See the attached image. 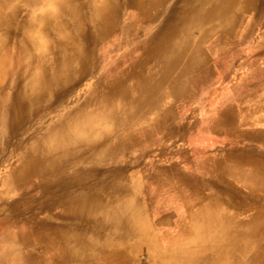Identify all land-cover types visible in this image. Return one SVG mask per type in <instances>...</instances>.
I'll return each mask as SVG.
<instances>
[{
    "label": "bare ground",
    "instance_id": "obj_1",
    "mask_svg": "<svg viewBox=\"0 0 264 264\" xmlns=\"http://www.w3.org/2000/svg\"><path fill=\"white\" fill-rule=\"evenodd\" d=\"M253 1L0 0V143L16 152L18 160L3 184L21 191L3 205L9 209L7 219L27 223L28 230L48 244L45 264H143L142 251L146 264H264V154L249 145L211 159L217 182L208 196L200 195L203 187L177 164L170 166L178 185L151 179L148 184L181 214L175 225L157 233L154 225L166 216L149 219L138 208V200L110 206L114 198L102 195L105 188L95 194L87 193L90 187L83 184L76 189L70 174L76 164L125 149L132 139L117 132L130 129L143 112H154L161 86L172 91L184 71L200 67L205 57L200 39L230 36L242 9ZM139 34L142 38L136 40ZM111 36L122 37L120 42H126L130 52L137 51L128 56L129 68L105 84L93 82L82 98L71 99L78 83L96 71L98 53L104 50L97 46ZM193 36L196 42L191 41ZM257 55H264V50ZM176 69L180 72L173 75ZM261 109L263 104L257 105ZM246 110H239L244 115L236 124L237 112L226 105L213 123L215 129L248 144L264 140V129L243 128L248 124ZM106 131L113 134L98 140ZM66 174L70 181L61 182ZM51 178L56 180L50 182ZM63 187L71 196L60 201L62 211L118 222L119 231L92 247L81 227L37 220L36 211L20 217V206L51 209L57 204L55 192ZM116 209L123 213L115 214ZM236 212L248 216L238 218ZM8 249L12 251L2 253L20 258V251ZM25 259L17 263L26 264Z\"/></svg>",
    "mask_w": 264,
    "mask_h": 264
},
{
    "label": "rangeland",
    "instance_id": "obj_2",
    "mask_svg": "<svg viewBox=\"0 0 264 264\" xmlns=\"http://www.w3.org/2000/svg\"><path fill=\"white\" fill-rule=\"evenodd\" d=\"M123 16L125 17V12ZM195 34L196 31L194 36ZM194 36L190 38L191 41ZM216 36L209 38L206 35L205 39H200L205 57L199 68L190 67L187 72L184 71L183 78L180 76V82L175 81L172 91L168 85L161 86L160 100L154 102L157 104L154 112H143L130 129L117 132L132 139L125 149L118 150L113 156L105 155L91 163L76 164L70 173L74 174L71 181L76 189L83 184L90 187L86 189L87 193L95 194L103 187L106 193L102 191V195L105 194L106 198L111 200L114 198L110 206L115 203L125 206L128 200H138V208L149 219L157 215L167 217L159 225H154V232L157 233L175 225L181 214L178 215L180 209L167 202L161 192L148 184L151 179L170 180L178 185L175 171H172L174 166H170L177 164L179 171L203 187L200 195L208 196L217 182V177L212 172V158L226 157L237 149L246 150L248 145L249 148L264 154V140L248 144L246 140L225 136L213 125L219 112L226 105H230L237 112L236 124H239L244 115H241L239 110L244 108L247 109L248 124L243 128L264 129V109L257 110V105L264 106V55H257L264 50V0H254L249 8L242 9L230 36L226 33L220 34L218 38ZM118 38L120 39L116 40L115 36H111L97 46L96 49L104 50L98 53L96 71L90 78H84L78 83L71 99L82 98L93 82L101 81V84H105L113 74L129 68L128 56H136L137 51L130 52L126 42H120L123 38ZM141 38L142 35L139 34L136 40ZM186 54L191 53L187 51ZM177 71L180 72L176 69L173 75H176ZM183 85L185 86L182 88ZM175 92L178 95H175ZM67 104L68 101L65 105ZM168 113L169 117L166 115ZM112 134L113 132L106 131L97 139L102 140ZM0 152V264H20L17 262H22L24 257L26 264H45L46 256L43 251L48 245L45 240H41L34 232L32 234L27 223L7 219L9 209L4 208L3 202L15 199L21 191L13 192L4 185V180L18 160L16 152L11 148L5 150L2 143ZM69 176L66 174L61 178V182L70 181ZM55 180L51 178L49 181ZM226 180L241 192L249 193L250 190L241 183L231 178ZM69 190L63 187L55 192L53 198L57 204L51 209L43 210L34 206L29 210L23 206L18 207L19 214H22L20 217L25 218L36 211L37 220L46 219L68 228L81 227L85 232L84 238L92 247L110 239L114 232L119 231L118 222L100 220L92 216L81 218L79 215L71 216V213L62 211L59 203L71 196ZM188 193L186 191L185 195ZM119 209L115 210V214L117 211L122 212ZM225 211L228 214L233 213L231 210ZM244 215L246 214L239 212L235 214L238 218H247L248 215ZM56 216L60 218L55 219ZM150 224L153 226L152 222ZM5 233H11V236L5 238ZM8 246L21 252L18 260L16 253H2L6 250L12 251ZM139 259L143 264L147 263L145 251L139 254Z\"/></svg>",
    "mask_w": 264,
    "mask_h": 264
}]
</instances>
